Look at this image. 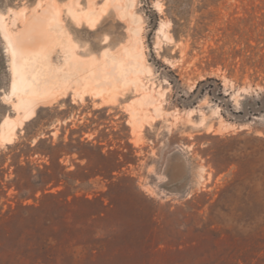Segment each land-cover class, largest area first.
I'll return each instance as SVG.
<instances>
[{
	"label": "rangeland",
	"instance_id": "374dc122",
	"mask_svg": "<svg viewBox=\"0 0 264 264\" xmlns=\"http://www.w3.org/2000/svg\"><path fill=\"white\" fill-rule=\"evenodd\" d=\"M47 1L0 0V12L17 33L20 11ZM132 10L161 114L143 106L133 127L132 88L37 103L0 140V264H264V0ZM104 12L94 29L63 14L81 54L130 42L127 20ZM9 67L0 35V121L19 114Z\"/></svg>",
	"mask_w": 264,
	"mask_h": 264
},
{
	"label": "bare ground",
	"instance_id": "6f19581e",
	"mask_svg": "<svg viewBox=\"0 0 264 264\" xmlns=\"http://www.w3.org/2000/svg\"><path fill=\"white\" fill-rule=\"evenodd\" d=\"M81 1L72 0L61 8L56 0H48L41 12H33L30 17L20 11L22 28L17 33L9 29L5 15L0 12V35L10 57L12 75L9 94L15 97L12 106L19 112L15 118L1 119L3 143L11 141L15 126L34 113L37 103L68 91L75 97L89 94L105 102H114L130 88L143 91L128 108L133 127L146 118L145 113H139L143 106L153 104L155 110H160L151 91L144 92L145 85L139 76L146 67L137 44L140 17L132 10L135 0H104L99 5L97 0H86L84 6ZM109 8L127 20L130 42L113 50L104 47L98 55H84L83 50L81 54L63 14L78 27L85 25L94 29Z\"/></svg>",
	"mask_w": 264,
	"mask_h": 264
}]
</instances>
